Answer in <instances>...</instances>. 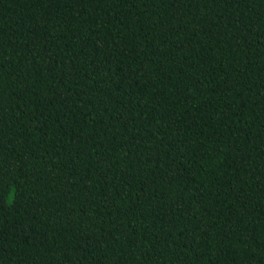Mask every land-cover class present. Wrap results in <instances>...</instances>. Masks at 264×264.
I'll use <instances>...</instances> for the list:
<instances>
[{"label": "trees", "instance_id": "1", "mask_svg": "<svg viewBox=\"0 0 264 264\" xmlns=\"http://www.w3.org/2000/svg\"><path fill=\"white\" fill-rule=\"evenodd\" d=\"M0 264H264V0H0Z\"/></svg>", "mask_w": 264, "mask_h": 264}]
</instances>
